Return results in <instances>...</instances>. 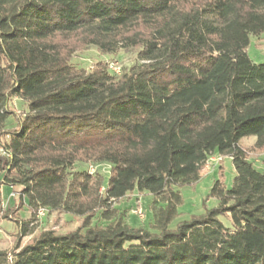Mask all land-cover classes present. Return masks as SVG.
I'll return each mask as SVG.
<instances>
[{
  "label": "trees",
  "instance_id": "1",
  "mask_svg": "<svg viewBox=\"0 0 264 264\" xmlns=\"http://www.w3.org/2000/svg\"><path fill=\"white\" fill-rule=\"evenodd\" d=\"M263 32L264 0H0V206L17 187L23 235L39 208L80 219L0 264H264V173L239 145L264 150V62L246 53ZM88 46L135 58L118 73L73 64ZM214 154L231 186L215 179L216 204L171 227L178 188ZM92 164L109 165L106 183ZM134 190L152 196L150 229L114 205Z\"/></svg>",
  "mask_w": 264,
  "mask_h": 264
},
{
  "label": "rangeland",
  "instance_id": "2",
  "mask_svg": "<svg viewBox=\"0 0 264 264\" xmlns=\"http://www.w3.org/2000/svg\"><path fill=\"white\" fill-rule=\"evenodd\" d=\"M248 57L254 63L264 62V32L256 37L251 35L249 37V44L246 48ZM133 50L129 52H123L118 50L115 54H101L95 47H77L73 51L72 63L79 67H88L92 62L96 60H106L113 62L121 69L123 66L129 65L134 61ZM22 104L19 99L13 98L9 104V109L14 110L16 114L21 115ZM8 120H12V116H9ZM252 136L241 138L240 143L242 145H248ZM247 150V156L253 166L264 173V150L256 154V151L252 149V146L245 147ZM215 157H219L218 154H214ZM222 166L223 178L222 180L227 187L231 186L233 179V165L228 156H223L222 160L215 165L216 169L208 170L202 175V178L194 185H184L178 188L182 202L178 207V216L170 224L174 227L180 220L188 219L192 214H201L205 208H211L216 204L213 198H208V190L212 185V178L218 179L219 167ZM94 170H97L102 174L103 182L106 183L109 177V165L108 164H92ZM75 169H84L86 164L76 163ZM203 173V172H202ZM2 205L0 206V249L12 252L16 245L23 246L32 240L42 230H54L56 233H66L77 228L80 224L78 217H73L69 214H63L58 212L45 213L37 219L34 227V233L29 235H23L21 233V224L25 222L30 212L23 202V198H19L18 188L3 185L1 187ZM152 196L149 193H139L134 190L128 196L116 201L114 203L119 209H122L127 214L128 224L132 227L150 229V223L152 221V214L150 211ZM139 207L142 210L143 217L140 218L133 213L135 208ZM222 221L227 224L226 219ZM21 226V227H20ZM32 225H28L27 228H31Z\"/></svg>",
  "mask_w": 264,
  "mask_h": 264
},
{
  "label": "built area",
  "instance_id": "3",
  "mask_svg": "<svg viewBox=\"0 0 264 264\" xmlns=\"http://www.w3.org/2000/svg\"><path fill=\"white\" fill-rule=\"evenodd\" d=\"M110 68L111 70H113L115 73H118L119 72V68L116 66L115 63H111L110 64ZM222 157L221 155H219V157H215L214 155L210 156L206 161L205 163L203 164V167H202V172L205 173L207 172L208 170L212 169L216 164H218L221 160H222ZM89 171L90 172H93L94 171V168L93 166H89ZM133 213L136 214L138 217L142 218L143 217V214H142V210L137 207L133 210ZM45 214V209L43 208H39L37 211H36V214L35 216L37 218L41 217L42 215Z\"/></svg>",
  "mask_w": 264,
  "mask_h": 264
},
{
  "label": "crops",
  "instance_id": "4",
  "mask_svg": "<svg viewBox=\"0 0 264 264\" xmlns=\"http://www.w3.org/2000/svg\"><path fill=\"white\" fill-rule=\"evenodd\" d=\"M241 141V140H240ZM240 141H239V145L242 147V148H245V147H250V146H253V144H254V142H255V138L253 137V139L251 140V142L248 144V145H242L241 143H240ZM258 152H256V154H257ZM231 160V159H230ZM218 167H219V171H218V174H219V178L218 179H220V180H222V176H223V171H222V166L221 165H218ZM216 169V167L214 166L213 168H212V170L214 171ZM206 173V172H205ZM208 173V172H207ZM207 173H206V175H207ZM204 173H202V175H203ZM233 177H234V169H233ZM202 178V177H201ZM214 181V179L212 178V182ZM223 181V180H222ZM223 183H224V181H223ZM225 184V183H224ZM225 186H226V184H225ZM227 187V186H226Z\"/></svg>",
  "mask_w": 264,
  "mask_h": 264
}]
</instances>
